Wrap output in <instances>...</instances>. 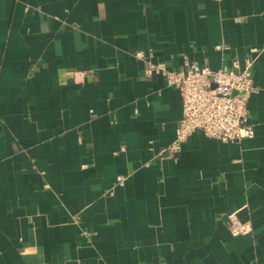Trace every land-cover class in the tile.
Wrapping results in <instances>:
<instances>
[{
  "label": "crops",
  "instance_id": "obj_1",
  "mask_svg": "<svg viewBox=\"0 0 264 264\" xmlns=\"http://www.w3.org/2000/svg\"><path fill=\"white\" fill-rule=\"evenodd\" d=\"M184 56L250 57L252 138L172 146ZM0 264H264V0H0Z\"/></svg>",
  "mask_w": 264,
  "mask_h": 264
},
{
  "label": "built area",
  "instance_id": "obj_2",
  "mask_svg": "<svg viewBox=\"0 0 264 264\" xmlns=\"http://www.w3.org/2000/svg\"><path fill=\"white\" fill-rule=\"evenodd\" d=\"M236 20H239L236 18ZM217 49L220 46H216ZM256 51L255 48L251 52ZM143 59L145 53H135ZM252 60L246 57L244 67L235 60L231 68L212 69L190 62L186 56L179 69H168L162 61H148L144 76L160 75L167 86L175 88L181 97L182 117L175 129L172 146L178 147L194 131L222 142H235L254 136L248 121L247 99L256 91L253 85ZM124 177L117 176L122 185ZM229 232L233 237L251 232V225L233 210L226 214Z\"/></svg>",
  "mask_w": 264,
  "mask_h": 264
}]
</instances>
